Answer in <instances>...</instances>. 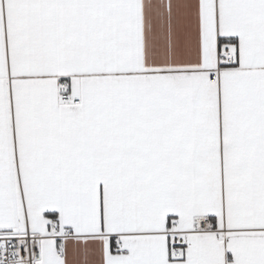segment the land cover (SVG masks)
<instances>
[{
    "label": "snow or ice",
    "instance_id": "1",
    "mask_svg": "<svg viewBox=\"0 0 264 264\" xmlns=\"http://www.w3.org/2000/svg\"><path fill=\"white\" fill-rule=\"evenodd\" d=\"M0 264H264V0H0Z\"/></svg>",
    "mask_w": 264,
    "mask_h": 264
}]
</instances>
